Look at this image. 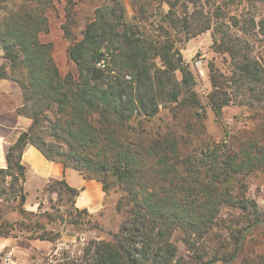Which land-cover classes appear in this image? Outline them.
I'll list each match as a JSON object with an SVG mask.
<instances>
[{"label": "trees", "instance_id": "1", "mask_svg": "<svg viewBox=\"0 0 264 264\" xmlns=\"http://www.w3.org/2000/svg\"><path fill=\"white\" fill-rule=\"evenodd\" d=\"M154 1L167 5L154 34L143 32L135 15L126 18L121 0H106L97 7L82 37L67 48L76 73L61 74L52 57V42L39 36L49 31L47 12L53 0H10L12 6L0 18V78L18 83L22 103L17 110L31 119L28 128L6 147V166L0 168V183L4 184L0 196L4 193L3 200L17 202L20 216H29L23 208L25 166L21 154L31 144L45 158L65 166L70 163L84 177L100 181L104 192L108 189L105 177L114 176L126 191L130 206L127 219L110 239H90L82 254L72 258L65 255L57 262L49 259L47 264H180L183 256L171 239L176 228L183 231L181 243L191 260L228 264L239 257L249 233L264 229V210L246 196L239 179L264 166L263 88V94L250 95L256 103L251 105L256 115L250 128L225 134L219 140H203L190 153H179L172 132H155L142 144L128 140L125 129L139 115L143 117L136 123L143 128L157 114L163 99L176 101L184 93L191 104L198 103L190 87L192 74L182 65L167 27L190 33L186 39L211 30L212 48L230 57V74L210 70L211 106L216 115L229 101L225 94L228 81L239 83L248 93L256 92L263 81L261 68L246 51L243 38L264 35V17H246L250 9L244 5L253 7L264 0ZM138 10L144 11L143 4ZM62 28L70 37L65 25ZM235 28L241 34L232 30ZM103 45L110 61L100 69L94 63ZM176 70L183 91L177 81L169 79ZM167 80L171 82L168 96L163 94ZM216 92L222 93L216 97ZM59 141L67 147L63 149ZM82 166L89 172L97 171V175L83 172ZM46 189L56 195L65 192L72 199L78 193L64 179L51 180ZM222 207L236 210L240 217L234 220L235 226L228 227L225 242H219L209 255L206 246H198L192 238V232L202 237L208 229L225 223L219 218ZM14 224L17 221L0 223V236H15ZM252 261L243 257L240 264L259 263Z\"/></svg>", "mask_w": 264, "mask_h": 264}, {"label": "rangeland", "instance_id": "2", "mask_svg": "<svg viewBox=\"0 0 264 264\" xmlns=\"http://www.w3.org/2000/svg\"><path fill=\"white\" fill-rule=\"evenodd\" d=\"M19 1L14 0L15 3ZM121 1L125 6L128 20L132 15H135L143 32L146 34L156 32V24L162 12L167 9L165 3L158 4L154 0ZM104 2L106 0H53V7L47 12L49 31L42 32L40 39L52 42V57L61 74L76 73V66L69 59L67 48L74 40L82 37L86 23L92 20L95 9L103 5ZM140 4H143L144 11L138 10ZM11 6L10 0L0 2V18L6 14L5 9ZM244 8L250 9V15H246V17L252 16L254 20L264 17V1H257L253 7L245 3ZM189 10H191L190 6ZM177 14L179 15V12ZM62 25H65L70 32V37L64 34ZM167 29L174 42V47L181 56L182 65L192 74L190 87L195 92L198 103L191 104L189 99L187 100L183 96L184 93L179 94L176 101H171L169 98L163 99L159 103L157 114L151 118V121L144 123L143 128L136 123L143 116L139 115L136 120L133 118L129 121L130 128L125 127L128 133L127 139H134L146 144L148 135L169 131L177 140L179 153L185 154L193 152L203 140L208 138L219 140L225 134L233 135L242 129L250 128L252 118L256 115L255 110L251 107L256 103L250 98V95L254 97L257 94H263L261 89H264V35L257 34L243 38L247 42L245 44L246 51L260 65L262 84L257 86L256 92L248 93L245 87L239 86V83L228 81L225 86V94L229 101L221 108L220 115H216L211 106L210 93L213 87L210 82V70L216 68L225 75L230 74V57L227 53L217 52L212 48L211 30L197 33L186 39L190 33L179 28L167 27ZM232 30L237 31L236 28ZM237 32L241 34L240 31ZM104 44L108 43L104 42ZM105 45L102 49H105ZM175 55L177 56V54ZM195 60H200L198 66L194 65ZM156 63L159 64L157 59ZM169 79L177 81L179 83L177 86H182L181 90L183 91L184 84L180 83L178 70L172 73ZM164 85L166 87L163 89V94L168 96L171 82L167 80ZM221 93L216 92V97ZM59 142L63 149L67 147L63 141ZM150 165L146 167V170L151 167ZM67 166L71 167V164L67 163ZM82 171L89 172L83 166ZM89 173L92 176L97 175V171H92V169ZM239 179L245 185L246 196L255 200L258 206L264 210V166L240 175ZM105 180L108 189L105 192L104 205L96 213L76 211L73 199L69 194L61 192L58 195L48 194V197L43 198L36 208L23 205L26 215L29 216L22 217L16 211L17 202L3 200L6 196L3 193L0 196V223L17 221V224H14L13 234L15 236H7L9 243L6 245L0 243V264H47L49 259L57 262L62 260L65 255L72 258L82 254L83 248L90 239H110L112 233H116L119 226L127 219L130 206L126 191L117 183L114 176L108 174ZM1 186L4 184L0 183V188ZM30 212L36 215L32 216L29 214ZM48 214L50 217L47 216ZM220 217L225 219V223L208 229L202 237L192 232V238L197 241L198 246H206L205 249L209 255L214 248H218L219 242H225L228 238V227L235 226L234 220L240 215L236 210L222 207L219 213ZM182 232L180 228H176L171 236L177 245L178 253L183 256L180 258V264H197L189 258L181 243ZM198 250H201V247ZM263 256L264 229L259 228L248 234L244 249L239 257L228 264H240L243 257H250L253 258V261L259 262L258 264H264ZM214 264L221 263L215 262Z\"/></svg>", "mask_w": 264, "mask_h": 264}, {"label": "crops", "instance_id": "3", "mask_svg": "<svg viewBox=\"0 0 264 264\" xmlns=\"http://www.w3.org/2000/svg\"><path fill=\"white\" fill-rule=\"evenodd\" d=\"M21 103L22 93L18 83L8 78H0V168L6 166V147L31 123L28 116L18 112L17 108ZM21 163L25 166L23 205L38 207L41 200L50 194L46 189L50 181L64 179L69 186L78 189L73 199L75 208L96 213L103 207L105 192L100 181L84 177L79 171L63 165L60 161L45 158L34 145L27 144L23 148ZM7 239L4 236L0 237V243L6 245L9 243Z\"/></svg>", "mask_w": 264, "mask_h": 264}, {"label": "built area", "instance_id": "4", "mask_svg": "<svg viewBox=\"0 0 264 264\" xmlns=\"http://www.w3.org/2000/svg\"><path fill=\"white\" fill-rule=\"evenodd\" d=\"M110 61V55L109 53L105 50L102 49L101 55L99 58L95 60V66L100 68V69H105ZM200 64V60H195L194 65L198 66ZM126 79H131V76L129 74H125L124 76Z\"/></svg>", "mask_w": 264, "mask_h": 264}]
</instances>
